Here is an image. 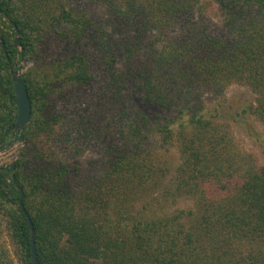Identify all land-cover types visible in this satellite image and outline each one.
I'll list each match as a JSON object with an SVG mask.
<instances>
[{"label":"trees","instance_id":"1","mask_svg":"<svg viewBox=\"0 0 264 264\" xmlns=\"http://www.w3.org/2000/svg\"><path fill=\"white\" fill-rule=\"evenodd\" d=\"M0 11V148L17 116L9 63L34 64L16 183L0 167V264H15L3 230L30 264L18 187L38 264H264V164L219 113L184 114L239 84L255 98L237 115L264 125V0H0ZM130 89L177 116L151 119Z\"/></svg>","mask_w":264,"mask_h":264},{"label":"rangeland","instance_id":"2","mask_svg":"<svg viewBox=\"0 0 264 264\" xmlns=\"http://www.w3.org/2000/svg\"><path fill=\"white\" fill-rule=\"evenodd\" d=\"M94 19L96 20V7L92 10ZM97 15H100V11H97ZM217 19V18H216ZM153 33H146L144 36L141 45L143 49L150 48V44L153 41ZM22 69L20 73L23 74L26 72L28 67L34 66V64L26 63L24 60L21 62ZM40 61L35 64L38 66ZM132 86L129 85V88ZM129 103L132 108H139L144 111L145 114L152 117L156 113H165L169 115L177 116V109L173 108L171 111L165 112L164 109L159 108L155 105H149L138 101V94L136 91H129ZM255 94L246 86L239 84L229 85L222 94L216 95L212 93H206L200 102L197 104L191 103L188 108L184 110V114H187L193 111H199L200 113L216 114L219 113L221 118L219 120H224L229 123L233 135L235 137L238 145L245 150H250L257 157L261 164H264V125L259 122L253 115L249 112L242 113L240 116L237 114L240 113L244 108L249 104L254 102ZM228 115L229 118L226 116ZM236 117V118H235ZM226 118V119H225ZM9 139L7 140V142ZM10 145H5L2 150H0V167L9 166L11 163L18 158L21 147L23 146V141L20 143L11 138ZM173 153V152H172ZM96 157V154L91 151H86L81 155L78 160L81 164V167L86 171L88 168L87 164L93 158ZM192 205L190 200H181L176 203V207L186 208ZM1 241L4 242L6 248L10 252V256L13 259L15 264H18L17 256L15 254L14 245L6 231L3 230L1 234Z\"/></svg>","mask_w":264,"mask_h":264},{"label":"water","instance_id":"3","mask_svg":"<svg viewBox=\"0 0 264 264\" xmlns=\"http://www.w3.org/2000/svg\"><path fill=\"white\" fill-rule=\"evenodd\" d=\"M13 26L16 27L15 24H13ZM14 44L17 48L21 50V41H20L18 30H15V33H14ZM0 47L6 59L9 61L6 45L4 43V40L1 34H0ZM22 60L23 59H21V61ZM21 69H22L21 63H18V64L9 63V71H10V76H11V80L13 83L15 103H16V108H17V116H16L14 124L8 129L6 133V135H10L7 145H10L11 143H13V141H11V138H15V140L20 143L23 141L24 130L31 118L32 106H31L29 95H28L27 86L24 83L22 74L20 73ZM2 148L3 146H1L0 150H2ZM14 168H15V164L11 163L9 165L8 171L11 172L12 182L16 183V178L14 174L12 173ZM18 190L20 192V197L18 199V205L21 208V211L24 217L26 218L28 227H29L30 264H38L37 251H36V246H35V230H34L31 218L23 205L24 193L22 191V188L18 187Z\"/></svg>","mask_w":264,"mask_h":264}]
</instances>
